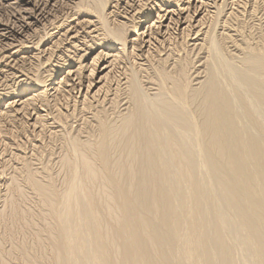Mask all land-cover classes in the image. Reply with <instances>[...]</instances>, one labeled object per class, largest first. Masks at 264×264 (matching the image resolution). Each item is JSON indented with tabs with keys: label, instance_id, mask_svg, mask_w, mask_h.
<instances>
[{
	"label": "rangeland",
	"instance_id": "obj_1",
	"mask_svg": "<svg viewBox=\"0 0 264 264\" xmlns=\"http://www.w3.org/2000/svg\"><path fill=\"white\" fill-rule=\"evenodd\" d=\"M262 53L264 0H0V264H264L248 196H264V171L260 182L233 178L218 158L214 172L202 96L188 100L191 128L160 140L158 178L144 177L149 163L124 124L131 81L152 104L159 79L171 87L181 65L192 95L219 57L264 170V108L238 75ZM105 144L112 176L96 155ZM134 219L140 227L125 243Z\"/></svg>",
	"mask_w": 264,
	"mask_h": 264
},
{
	"label": "bare ground",
	"instance_id": "obj_2",
	"mask_svg": "<svg viewBox=\"0 0 264 264\" xmlns=\"http://www.w3.org/2000/svg\"><path fill=\"white\" fill-rule=\"evenodd\" d=\"M171 12L172 11L170 10L168 11V13L167 12L166 13L170 14ZM165 15L166 14L164 13L163 16ZM180 22L181 21L178 19V21H176V25L177 23L179 24ZM139 48L141 49V47ZM218 58L215 60L216 62L212 65V67L209 70L210 72L208 75V80L206 78L207 82L205 83L203 89L199 92L191 93L192 95H190L189 92H187L186 87L184 85V73H183L184 68L181 65L180 66L178 65L177 67L178 69H181V73H179L178 76L170 79L171 87H168V88L166 87V83L168 82V79L166 77H161L159 79L160 80L159 88H160V92L162 96L158 101L152 102V104H148L149 102L142 97V94H141L142 92H140V86L138 83L131 81L130 86L128 85L129 86L128 97L132 103V110H131V113L128 114L129 116L128 117L126 116L127 118L125 119L124 124L126 126L134 127L132 136L130 137L131 139L130 141H133L132 143L134 144V147L140 152V154L146 157V160L149 163L150 169H149V172L144 174L145 178H148V179H151V178L153 179L156 177L158 178L157 173L159 171V168H161L163 161H164L163 158L159 156V152H158L160 140H163L165 138L171 141L173 140V139H170L171 135L174 138V136L179 135L183 130L189 129L190 124H189L187 116L188 114H190V110L187 107V103H188V100L190 102L191 101L197 102L198 100L197 97L200 95L202 96V102L199 107V112L204 115V123H203L204 125L202 127V130L200 131V136L202 138H205L206 149L210 151L208 154L205 152L207 155L206 156L207 161L212 165L213 170L215 168L214 172L216 173L218 170L217 169L218 166L216 162L217 159L225 158L230 163L229 165H232L231 167L232 169L231 168L230 169L232 173L231 176H233V178L242 176L245 179H249L250 181H254V182L262 181L263 179L262 173L264 170H262V168L260 167L261 164L259 165L258 164L259 162H257L258 160L256 159L258 154L261 151H263L261 143L259 142L260 138H257L258 139L257 140L249 132L243 129V127H241L240 124L238 123L239 120L236 117V113H235V110L231 102V97L229 95L230 92L233 91V89H232V86L229 80L227 79L228 76L226 77L225 75V74H228V70L226 73L225 62L222 59H218ZM101 60L102 58H98V62ZM244 67L242 70H238V75L241 81L245 83L248 90L254 96L256 103L264 108V77L261 76V75H264V53L249 55L244 60ZM95 68L96 66L94 67V69ZM223 76L228 80L227 82L225 81ZM231 96H232V93H231ZM239 98L240 96L238 95V100ZM239 106L241 105L239 104ZM150 110H154L155 113L149 114ZM241 116L244 117L245 115L244 116L241 115ZM247 119L251 121L252 123H254V119L250 114L247 115ZM109 132H110V128H108V126H106L105 124H101V134L103 135V137L106 136ZM175 140L176 139H174V143L170 144V147H173V148L178 147L177 146L178 144ZM122 142L123 141H121V143ZM119 152L120 151L118 150V153ZM96 155L97 157H99L101 161V166L103 168V171L107 173L108 175L112 176L113 166L111 164V160L109 159L108 149L106 147V144L99 145V148H97L96 150ZM169 161L167 160V162ZM118 163H120V161ZM66 165L69 169L71 170L74 169L73 168L74 164L72 162L68 161ZM83 167L85 168V172H86L85 177H88V176L93 177V175H95L94 173L91 172V168L87 163H83ZM233 191H236V190H233ZM253 191H251L248 194V196L250 200L253 201L254 206L256 208V213L258 214L259 224L262 228H264V196L257 197L254 195L255 191L254 192ZM88 194L92 198V192L90 189H87V195ZM237 196H240V195H237ZM131 223H130V227L136 228V225H137V228H138L140 226L139 223H136V222L134 223L131 222ZM263 236L264 235L260 234L258 238L255 239L254 244H259V238L260 239L264 238ZM125 243H129V242L126 241ZM262 258L264 259V255H262ZM126 262H128V264H131V259Z\"/></svg>",
	"mask_w": 264,
	"mask_h": 264
},
{
	"label": "water",
	"instance_id": "obj_3",
	"mask_svg": "<svg viewBox=\"0 0 264 264\" xmlns=\"http://www.w3.org/2000/svg\"><path fill=\"white\" fill-rule=\"evenodd\" d=\"M140 220H142V219H140ZM140 220H139V221H140ZM133 221H134V222L137 221V222L139 223L138 220H135V219H134ZM139 227H140V226H139ZM139 227H138V228H139ZM132 228H133V227H131V228L126 232V236H125V238L127 239V242L132 241V240H131V239H132V235H133L134 230L137 228V225H136V228H133V230H132ZM125 238H124V239H125ZM141 252H145V250L140 248L139 251H138V255L141 254Z\"/></svg>",
	"mask_w": 264,
	"mask_h": 264
}]
</instances>
